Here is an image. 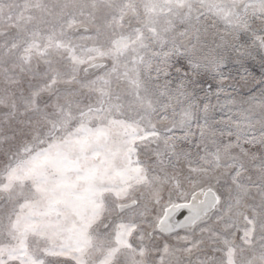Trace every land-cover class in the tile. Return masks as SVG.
Returning <instances> with one entry per match:
<instances>
[{
    "label": "snow or ice",
    "instance_id": "6c2138e0",
    "mask_svg": "<svg viewBox=\"0 0 264 264\" xmlns=\"http://www.w3.org/2000/svg\"><path fill=\"white\" fill-rule=\"evenodd\" d=\"M0 264H264V0H0Z\"/></svg>",
    "mask_w": 264,
    "mask_h": 264
}]
</instances>
